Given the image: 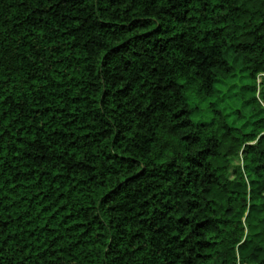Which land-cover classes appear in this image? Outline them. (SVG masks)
<instances>
[{"label": "trees", "instance_id": "16d2710c", "mask_svg": "<svg viewBox=\"0 0 264 264\" xmlns=\"http://www.w3.org/2000/svg\"><path fill=\"white\" fill-rule=\"evenodd\" d=\"M260 100L264 0H0V264H264Z\"/></svg>", "mask_w": 264, "mask_h": 264}, {"label": "rangeland", "instance_id": "374dc122", "mask_svg": "<svg viewBox=\"0 0 264 264\" xmlns=\"http://www.w3.org/2000/svg\"><path fill=\"white\" fill-rule=\"evenodd\" d=\"M236 66L239 65L236 63ZM241 74H237L229 78L226 83L218 86L215 95L205 101L201 107L205 108L208 105V102L213 101L219 107L224 109V112L228 116V120L234 123L236 126H243L248 129V124L251 122L252 117L247 106L242 105L240 100L237 98V90L240 86L239 79ZM258 78V82H260ZM243 82H249L248 79H243ZM260 103L264 106V103L260 100ZM208 111L202 109L201 111L195 113L192 117L194 120H204L208 118ZM240 163V159L233 160V164Z\"/></svg>", "mask_w": 264, "mask_h": 264}, {"label": "built area", "instance_id": "2783aa9c", "mask_svg": "<svg viewBox=\"0 0 264 264\" xmlns=\"http://www.w3.org/2000/svg\"><path fill=\"white\" fill-rule=\"evenodd\" d=\"M242 264H248V263H242Z\"/></svg>", "mask_w": 264, "mask_h": 264}]
</instances>
